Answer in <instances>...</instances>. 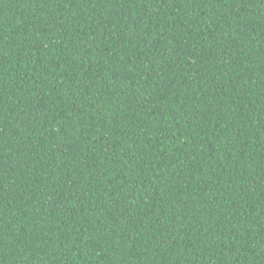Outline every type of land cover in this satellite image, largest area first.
<instances>
[{
    "label": "trees",
    "instance_id": "trees-1",
    "mask_svg": "<svg viewBox=\"0 0 264 264\" xmlns=\"http://www.w3.org/2000/svg\"><path fill=\"white\" fill-rule=\"evenodd\" d=\"M0 264H264V0H0Z\"/></svg>",
    "mask_w": 264,
    "mask_h": 264
}]
</instances>
